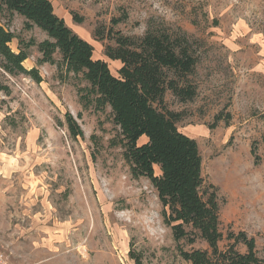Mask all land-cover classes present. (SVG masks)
Instances as JSON below:
<instances>
[{"label": "rangeland", "instance_id": "rangeland-1", "mask_svg": "<svg viewBox=\"0 0 264 264\" xmlns=\"http://www.w3.org/2000/svg\"><path fill=\"white\" fill-rule=\"evenodd\" d=\"M50 1L116 76L118 65L105 56L115 46L110 31L141 37L150 20H162L195 41L197 96L182 103L168 91L164 107L182 114L179 130L198 143L201 195L215 193L219 204L220 249L245 232L264 259V0ZM1 23L22 47L47 38L17 15ZM29 52L24 67L38 68L41 83L0 69V252L12 264H136L130 252L144 264H188L179 247L208 250L199 238L175 241L150 181L131 175L111 109H97L80 91L88 86L81 76L38 66L37 47ZM66 114L83 136L71 135Z\"/></svg>", "mask_w": 264, "mask_h": 264}, {"label": "trees", "instance_id": "trees-1", "mask_svg": "<svg viewBox=\"0 0 264 264\" xmlns=\"http://www.w3.org/2000/svg\"><path fill=\"white\" fill-rule=\"evenodd\" d=\"M14 15L25 20L27 31L37 28L47 38L38 43L31 40L22 47L23 41L1 23ZM107 37L115 46L108 45L105 56L121 63L117 76L107 61L95 58L94 46L55 13L50 0H0V69L41 83L38 68L24 67L31 56L29 48L36 46L41 54L38 66L57 65L66 74L81 76L88 86L80 91L93 96L97 109L106 106L111 109L113 122L121 131L123 157L131 175L150 181L162 206L164 222L171 227L175 241L187 240L193 244L199 238L208 245V250L185 251L179 247L182 259L188 264H264V259L257 254L255 240L245 232L230 234L234 244L226 250L220 249L219 204L215 193L207 201L201 195L202 157L198 143L179 130L177 124L182 114L164 107L168 91L182 103L197 96V88L190 80L199 63L195 41L180 27L153 19L141 37L113 31ZM15 40H19L17 52L11 48ZM58 54L60 60L56 59ZM66 123L73 137L83 136L70 114H66ZM143 138L146 142L140 143ZM251 154L259 165L255 148ZM238 243L246 247L245 254L236 250ZM129 255L136 264H144L140 255L133 252Z\"/></svg>", "mask_w": 264, "mask_h": 264}, {"label": "built area", "instance_id": "built-area-1", "mask_svg": "<svg viewBox=\"0 0 264 264\" xmlns=\"http://www.w3.org/2000/svg\"><path fill=\"white\" fill-rule=\"evenodd\" d=\"M0 264H12L8 258L0 252Z\"/></svg>", "mask_w": 264, "mask_h": 264}, {"label": "crops", "instance_id": "crops-1", "mask_svg": "<svg viewBox=\"0 0 264 264\" xmlns=\"http://www.w3.org/2000/svg\"><path fill=\"white\" fill-rule=\"evenodd\" d=\"M115 62V64H117L118 65V68H117V70L121 67V63L119 62V61H114ZM181 131V130H180ZM183 132V131H182ZM184 134H186L185 132H183ZM189 136V135H188Z\"/></svg>", "mask_w": 264, "mask_h": 264}]
</instances>
